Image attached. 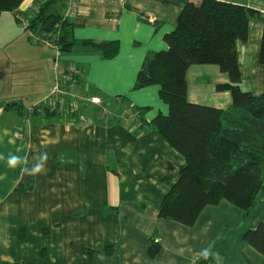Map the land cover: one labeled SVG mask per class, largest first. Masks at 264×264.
<instances>
[{
	"label": "crops",
	"instance_id": "obj_1",
	"mask_svg": "<svg viewBox=\"0 0 264 264\" xmlns=\"http://www.w3.org/2000/svg\"><path fill=\"white\" fill-rule=\"evenodd\" d=\"M45 1L25 0L19 16L30 17ZM197 1L77 0L69 27L72 45L59 61L78 72L76 102L88 120L83 126L20 107L23 99L27 106H36L50 94L51 86L38 74L34 85L16 79L17 85L3 86L10 90L0 97V154L25 156L31 164L46 152L48 161L45 173L37 177L0 161V264H264V256L239 241L245 214L229 202L204 207L192 226L158 216L159 204L185 160L148 126L158 114L168 113L158 86H133L144 58L167 49L164 36L175 28L181 10ZM218 1L260 13L249 24L247 41H238L236 49L240 89L264 94V65L258 59L264 0ZM19 32L15 13H3L0 42ZM31 33L40 46L38 64L49 72L56 46L49 35ZM92 43H117L118 50L105 58ZM6 65L20 69L5 59L0 61L3 72ZM186 81L190 102L229 108V92L215 89L228 82L217 66L193 65ZM92 97L100 104L91 103ZM10 112L17 113L10 115L17 124L4 126L1 116ZM254 211L251 228L264 222V191ZM223 233L224 240L231 235V246L214 253L218 259L199 255ZM151 245L158 248L153 257Z\"/></svg>",
	"mask_w": 264,
	"mask_h": 264
},
{
	"label": "trees",
	"instance_id": "obj_2",
	"mask_svg": "<svg viewBox=\"0 0 264 264\" xmlns=\"http://www.w3.org/2000/svg\"><path fill=\"white\" fill-rule=\"evenodd\" d=\"M24 1L0 0V16L11 12L17 17ZM64 8L65 0H47L31 14L26 27L49 35L60 54L72 45L71 19L63 17ZM259 16L253 8L229 2L190 3L179 13L175 28L164 36L167 49L148 54L142 62L133 89L158 86L159 98L168 108L166 115L158 114L148 126L185 160L159 204L162 219L192 226L204 207L221 201L249 216L264 191V94L240 89L236 49L238 41H247L249 24ZM93 46L105 58L118 50L117 43ZM258 59L264 65V18ZM193 65H215L228 76V82L217 84L215 89L229 92V108L188 100L186 73ZM74 77L78 82L79 76ZM239 241L264 256V222L242 231ZM157 249L151 245L149 255L153 257Z\"/></svg>",
	"mask_w": 264,
	"mask_h": 264
},
{
	"label": "rangeland",
	"instance_id": "obj_3",
	"mask_svg": "<svg viewBox=\"0 0 264 264\" xmlns=\"http://www.w3.org/2000/svg\"><path fill=\"white\" fill-rule=\"evenodd\" d=\"M16 20L17 22H19V26H20L19 33H21V35L14 34L12 37V40H6V41L4 40L0 42V59H1L0 61L2 60L4 61L6 59L8 60V64H10V66L15 67V65L17 64L20 66L19 67L20 69L17 71H14L6 65V68H5L6 71L3 72V70L0 68V97L2 96V93L5 94L4 91L8 92L10 90L9 87H3L4 85L7 86L10 83L12 86L17 85L16 79H18V82H22L25 84L27 83L29 86H31L37 82V79L33 81L34 77H37V74H38V77L43 78L45 84L51 86V89L54 86V74L51 70V66L53 64V60H55V57H56V50L55 49L52 50V56H51V59H49V72H48V68L46 67L41 68L40 65L38 64L39 62L38 57L41 55V52H36V51L39 50L40 46L36 45V42L34 39L35 36L31 35L33 34L31 33L32 31L26 29L25 27V24H27L29 21V17L18 15L16 17ZM59 63L61 66H64L62 65L60 61ZM15 87H13L12 89L14 90ZM51 89L49 92H51ZM25 102H26V99H23L22 102H19L20 107L24 108L25 110L30 109L31 107L34 106V104L27 106ZM108 110L109 111L105 110V112H108L107 115L109 116L112 112L109 108ZM10 115L11 116L14 115L16 117L17 113L13 112V114H11L10 112L8 113V115L1 116L2 122L5 123L3 124L4 126L12 127L13 121L15 125L17 124L16 118L15 117L10 118ZM254 212L255 211L253 209V211L250 213L249 216L245 215V220H244L245 229L244 230L251 228V223L253 222ZM230 239H231V235L226 234V238L224 240V233H223L222 235H220L219 239L215 240L214 245L211 247V251L213 253H218V252L221 253L222 250H225L229 246H231L230 241H229ZM230 251H231V247L227 251L228 255H230ZM226 256L227 254H224V257ZM196 259H198V257L195 258L194 260ZM187 264H190V262L189 263L187 262ZM227 264H239V263L235 260V261H232V263H227Z\"/></svg>",
	"mask_w": 264,
	"mask_h": 264
},
{
	"label": "built area",
	"instance_id": "obj_4",
	"mask_svg": "<svg viewBox=\"0 0 264 264\" xmlns=\"http://www.w3.org/2000/svg\"><path fill=\"white\" fill-rule=\"evenodd\" d=\"M77 0H65V8L63 17L65 19H72L77 14ZM28 23L25 24L27 27ZM56 57L51 66L54 74V86L50 94L44 99L40 105L33 106L30 112L38 113H54L59 117H74V124L76 126H83L87 124L88 120L82 113L79 112L77 106L79 81H76L74 75L78 72L74 68L61 66L59 63L60 52L56 48ZM79 76V75H78ZM91 103L100 104L99 98L92 97Z\"/></svg>",
	"mask_w": 264,
	"mask_h": 264
},
{
	"label": "clouds",
	"instance_id": "obj_5",
	"mask_svg": "<svg viewBox=\"0 0 264 264\" xmlns=\"http://www.w3.org/2000/svg\"><path fill=\"white\" fill-rule=\"evenodd\" d=\"M17 151L20 150L17 149ZM0 161H4L8 167L13 169L20 167L21 172L24 175L37 177L44 174L46 171L48 154L46 152H43L33 157L34 162L31 164H29L27 157L20 156L15 153H9L7 156L0 154ZM199 255L204 259H208L212 256H215L217 259L219 258V254L212 253L210 248L201 249Z\"/></svg>",
	"mask_w": 264,
	"mask_h": 264
}]
</instances>
